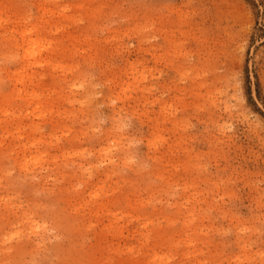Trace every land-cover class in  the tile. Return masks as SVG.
Segmentation results:
<instances>
[{"label": "rangeland", "instance_id": "1", "mask_svg": "<svg viewBox=\"0 0 264 264\" xmlns=\"http://www.w3.org/2000/svg\"><path fill=\"white\" fill-rule=\"evenodd\" d=\"M0 264H264V0H0Z\"/></svg>", "mask_w": 264, "mask_h": 264}]
</instances>
